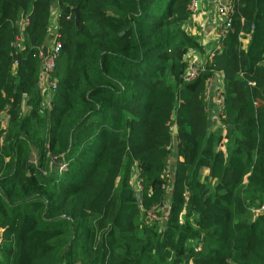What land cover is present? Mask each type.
I'll use <instances>...</instances> for the list:
<instances>
[{
	"label": "trees",
	"instance_id": "16d2710c",
	"mask_svg": "<svg viewBox=\"0 0 264 264\" xmlns=\"http://www.w3.org/2000/svg\"><path fill=\"white\" fill-rule=\"evenodd\" d=\"M227 1L218 51L184 80L202 52L192 0H0V264H264V210L249 211L264 203V0Z\"/></svg>",
	"mask_w": 264,
	"mask_h": 264
},
{
	"label": "built area",
	"instance_id": "2783aa9c",
	"mask_svg": "<svg viewBox=\"0 0 264 264\" xmlns=\"http://www.w3.org/2000/svg\"><path fill=\"white\" fill-rule=\"evenodd\" d=\"M215 4V11L218 15V17L221 20L220 30L219 34L220 36L227 33L228 29L230 28V15L232 13V8L230 3L227 0H212ZM196 8V0H192L190 4V9L194 10ZM56 12L55 8H53L52 13ZM50 32V27H49ZM48 32V35H49ZM51 39L46 42L47 50L46 54L44 55L42 53V50L40 51L41 56V64H40V71H39V94L41 97V105L43 108L49 110L51 108V101L54 95V91L57 87V79L55 77V70H56V63L60 55L61 50V42L57 39L54 33L50 34ZM219 36V37H220ZM186 61L188 64V67L183 75L184 80H191L193 77H195L199 71V67L192 59L190 55H186ZM214 76V75H213ZM213 76L208 79L206 82V96L209 91H212L218 117L222 112L223 108V97H222V78L220 79L219 86H212L213 84ZM218 119V118H217ZM221 126L220 122L217 123V127ZM170 129L173 131V126L170 127ZM174 132V131H173ZM169 161V158L167 160V163ZM165 177L167 180H169L170 177V171L169 167L165 170ZM137 181V180H136ZM140 189V185L137 182L136 183ZM159 215L157 214V210L155 208H152L150 211L147 212L148 218L150 220H159L162 219L163 221L166 220V215L164 213V209L161 207ZM264 210V203L262 204H251L249 206V211L255 216L259 213H261Z\"/></svg>",
	"mask_w": 264,
	"mask_h": 264
},
{
	"label": "crops",
	"instance_id": "0c3cea01",
	"mask_svg": "<svg viewBox=\"0 0 264 264\" xmlns=\"http://www.w3.org/2000/svg\"><path fill=\"white\" fill-rule=\"evenodd\" d=\"M56 22V12L52 13L50 21L49 35L54 33ZM221 20L215 11V4L212 0H196V8L191 10L190 21L186 26V32L195 37L196 42L202 48V52L191 48L188 50L193 61L200 66L203 60L209 54L218 50L219 30ZM222 74L217 72L213 76L212 86H219ZM206 107L208 117L211 122L218 123L219 120L215 117L217 112L215 100L212 94L206 97Z\"/></svg>",
	"mask_w": 264,
	"mask_h": 264
},
{
	"label": "rangeland",
	"instance_id": "374dc122",
	"mask_svg": "<svg viewBox=\"0 0 264 264\" xmlns=\"http://www.w3.org/2000/svg\"><path fill=\"white\" fill-rule=\"evenodd\" d=\"M245 42H246V41L244 40V43H245ZM210 94H212V91H209V92L207 93V96H209ZM212 95H213V94H212ZM207 96H206V97H207ZM215 104H216V103H215ZM215 117L218 118V113H217V112H215ZM2 123L5 124V116H2ZM210 126H211V129H216V128H219V127H220V126L217 127V123L214 124V123L211 122V121H210ZM220 128H221V127H220ZM32 158L34 159L35 156L33 155ZM171 164H172V157L169 156L168 167H170ZM136 183H137V181L134 179V180H133L134 187H135L136 190H138L139 186H138ZM164 213H165V211H164ZM158 221H159L160 223L163 222L162 219H159Z\"/></svg>",
	"mask_w": 264,
	"mask_h": 264
},
{
	"label": "water",
	"instance_id": "95a60500",
	"mask_svg": "<svg viewBox=\"0 0 264 264\" xmlns=\"http://www.w3.org/2000/svg\"><path fill=\"white\" fill-rule=\"evenodd\" d=\"M73 11H74V14H75V20H77V19H78V9H77V8H74ZM50 39H51V35H47V37H46V42H47L48 40H50ZM41 50H42V53L45 55V54H46V50H47V45H46V43L43 44ZM217 51H218V50H216L215 52H217ZM173 131H174V132L176 131V126H175V125L173 126Z\"/></svg>",
	"mask_w": 264,
	"mask_h": 264
}]
</instances>
